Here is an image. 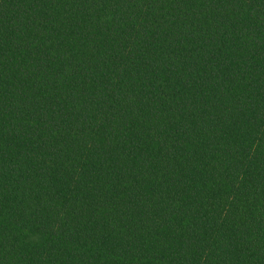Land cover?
Instances as JSON below:
<instances>
[{"label": "trees", "instance_id": "trees-1", "mask_svg": "<svg viewBox=\"0 0 264 264\" xmlns=\"http://www.w3.org/2000/svg\"><path fill=\"white\" fill-rule=\"evenodd\" d=\"M0 264H264V0H0Z\"/></svg>", "mask_w": 264, "mask_h": 264}]
</instances>
